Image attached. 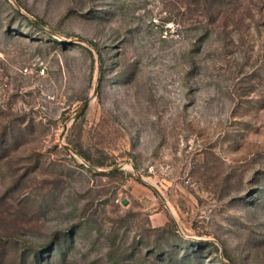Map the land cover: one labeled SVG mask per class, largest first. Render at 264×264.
<instances>
[{"label": "rangeland", "instance_id": "obj_1", "mask_svg": "<svg viewBox=\"0 0 264 264\" xmlns=\"http://www.w3.org/2000/svg\"><path fill=\"white\" fill-rule=\"evenodd\" d=\"M0 264H264V0H0Z\"/></svg>", "mask_w": 264, "mask_h": 264}, {"label": "trees", "instance_id": "obj_2", "mask_svg": "<svg viewBox=\"0 0 264 264\" xmlns=\"http://www.w3.org/2000/svg\"><path fill=\"white\" fill-rule=\"evenodd\" d=\"M31 23L36 26V27H40V25H42L43 23L40 20H36V21H31ZM91 46H93L95 49L97 48L96 44H94L93 42H90ZM100 56V55H99Z\"/></svg>", "mask_w": 264, "mask_h": 264}, {"label": "water", "instance_id": "obj_3", "mask_svg": "<svg viewBox=\"0 0 264 264\" xmlns=\"http://www.w3.org/2000/svg\"><path fill=\"white\" fill-rule=\"evenodd\" d=\"M95 93H96V89L94 90V94ZM85 107H86V104L82 106V108L80 109L79 113L75 117L79 116L82 113V111L85 109ZM123 204H126V202H123Z\"/></svg>", "mask_w": 264, "mask_h": 264}]
</instances>
